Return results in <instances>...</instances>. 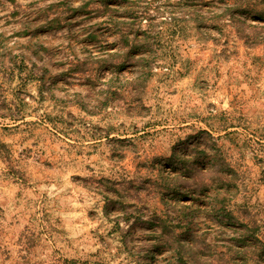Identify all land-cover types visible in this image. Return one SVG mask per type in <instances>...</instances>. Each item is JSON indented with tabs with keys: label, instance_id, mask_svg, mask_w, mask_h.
Wrapping results in <instances>:
<instances>
[{
	"label": "rangeland",
	"instance_id": "rangeland-1",
	"mask_svg": "<svg viewBox=\"0 0 264 264\" xmlns=\"http://www.w3.org/2000/svg\"><path fill=\"white\" fill-rule=\"evenodd\" d=\"M258 12L0 0V264H264Z\"/></svg>",
	"mask_w": 264,
	"mask_h": 264
},
{
	"label": "trees",
	"instance_id": "trees-1",
	"mask_svg": "<svg viewBox=\"0 0 264 264\" xmlns=\"http://www.w3.org/2000/svg\"><path fill=\"white\" fill-rule=\"evenodd\" d=\"M259 13V17H264V12H258ZM183 250V244H181L179 241L176 242V251H177V254H181Z\"/></svg>",
	"mask_w": 264,
	"mask_h": 264
}]
</instances>
